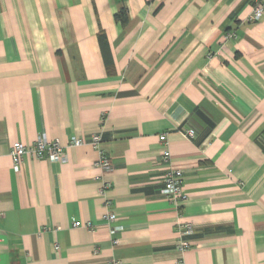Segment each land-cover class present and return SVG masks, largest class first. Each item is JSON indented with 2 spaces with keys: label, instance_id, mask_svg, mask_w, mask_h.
<instances>
[{
  "label": "crops",
  "instance_id": "crops-1",
  "mask_svg": "<svg viewBox=\"0 0 264 264\" xmlns=\"http://www.w3.org/2000/svg\"><path fill=\"white\" fill-rule=\"evenodd\" d=\"M254 4L0 0V264H264V13L248 21ZM92 134L108 172L95 166ZM38 137L63 145L66 162L24 157L16 171L11 146ZM169 168L182 171L178 205L162 193ZM185 224L194 232L180 252Z\"/></svg>",
  "mask_w": 264,
  "mask_h": 264
},
{
  "label": "built area",
  "instance_id": "built-area-1",
  "mask_svg": "<svg viewBox=\"0 0 264 264\" xmlns=\"http://www.w3.org/2000/svg\"><path fill=\"white\" fill-rule=\"evenodd\" d=\"M264 13V4L262 0H255V4L252 8L250 16L247 18L248 21L259 20ZM235 38L234 33H228L226 39ZM180 133L187 139H193L195 133L193 130H181ZM160 142H166L165 134L159 136ZM101 142V136L99 134H92L90 136L89 143L98 150V159L95 162V166L102 172H108L111 170V162L108 156L99 149V144ZM84 144V140L81 138H72L68 141L67 146H80ZM9 156L12 160V164L15 170H20L22 167V161L24 157H31L36 160H49L52 162L64 163L66 162V152L65 147L61 145L57 140L49 141L43 137H38L34 142L29 145L22 143H16L11 146ZM162 163L169 164L170 153L169 151H162ZM182 171L169 168L166 170L163 176V189L162 193L166 198L173 204H180L187 199V195L184 193L181 186ZM110 187L109 183L103 182V186L100 189V194H104L106 190ZM110 202H105L106 212L104 218L111 224L116 220V216L113 212L109 210ZM2 213L0 212V218ZM80 222H75L74 226H79ZM112 228V227H111ZM116 231V228H112L111 232ZM193 227L191 224H185L179 232L180 238L177 242V247L180 252H184L190 248V242L188 237L193 235ZM117 243V241H114ZM110 264H123L121 261H112Z\"/></svg>",
  "mask_w": 264,
  "mask_h": 264
},
{
  "label": "trees",
  "instance_id": "trees-1",
  "mask_svg": "<svg viewBox=\"0 0 264 264\" xmlns=\"http://www.w3.org/2000/svg\"><path fill=\"white\" fill-rule=\"evenodd\" d=\"M116 19L120 20L122 23H125L126 21L125 12L122 10L119 14L116 15ZM104 38H105V35L103 33H100L99 34L100 43L103 42Z\"/></svg>",
  "mask_w": 264,
  "mask_h": 264
}]
</instances>
